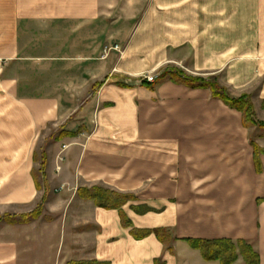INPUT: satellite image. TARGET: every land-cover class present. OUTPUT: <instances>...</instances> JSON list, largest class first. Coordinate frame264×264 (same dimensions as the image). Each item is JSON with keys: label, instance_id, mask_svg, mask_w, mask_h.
<instances>
[{"label": "crops", "instance_id": "obj_1", "mask_svg": "<svg viewBox=\"0 0 264 264\" xmlns=\"http://www.w3.org/2000/svg\"><path fill=\"white\" fill-rule=\"evenodd\" d=\"M168 67L264 121V0H0V219L47 197L0 222V264H221L187 242L221 239L264 264V130L208 89L142 84ZM95 187L136 197L130 227ZM155 229L174 242L133 234Z\"/></svg>", "mask_w": 264, "mask_h": 264}, {"label": "trees", "instance_id": "obj_2", "mask_svg": "<svg viewBox=\"0 0 264 264\" xmlns=\"http://www.w3.org/2000/svg\"><path fill=\"white\" fill-rule=\"evenodd\" d=\"M170 81L175 84L187 86L191 89H208L211 91L213 98L222 101L229 108L240 112L244 119V126L246 128H261L264 129V121L258 120L252 99L249 95L244 94L240 97H232L229 92L220 85L217 79H204L202 77H194L187 75L184 71L168 67L155 79L154 82L143 81L142 84L149 89H155L159 84ZM122 87L128 85L120 83ZM77 134L67 133L65 136H76ZM256 159L260 156L262 151L254 144ZM35 160L38 161L37 156ZM46 158L43 156L42 168L45 166ZM258 165V161L256 162ZM35 176V172H34ZM79 195L93 200L98 207L107 210H119L122 216V223L125 227H130L131 223L124 215L122 209L129 202L135 201L136 197L133 195L120 194L109 189L95 187L93 189H80ZM45 199L42 205L33 213L22 216H5L0 219V222L8 224H27L32 220L39 219L43 214ZM136 239H144L151 235H155L164 245H170L174 242L169 231L165 229H155L146 231H133ZM190 247L194 250L200 251L203 258L207 262H220L221 264H235L240 256L244 259L246 264H260V255L252 248L251 245L244 241L234 243L229 239L221 240H188ZM73 264H100L92 263H73ZM157 264H162L157 262Z\"/></svg>", "mask_w": 264, "mask_h": 264}, {"label": "rangeland", "instance_id": "obj_3", "mask_svg": "<svg viewBox=\"0 0 264 264\" xmlns=\"http://www.w3.org/2000/svg\"><path fill=\"white\" fill-rule=\"evenodd\" d=\"M122 14V13H121ZM120 13H115L114 15H113V17H111V18H109L110 19V24H112L111 23V21H113V20H116L117 18H120L122 15H121ZM106 30V29H105ZM115 30V28H112V27H110V29H109V34L111 35L112 34V32ZM94 36H96V35H94ZM131 39V38H130ZM122 46H124V45H122ZM122 46H120L121 47V50H122V52H124V49H123V47ZM203 78V77H202ZM204 79H217V81H218V77H216V76H213V77H209V78H204ZM244 95V94H243ZM248 95V94H247ZM250 96V95H249ZM251 97V96H250ZM252 99V98H251ZM259 120V119H258ZM261 121V120H260ZM259 129H261V128H259ZM261 130H264V129H261ZM47 201V197L45 196V202Z\"/></svg>", "mask_w": 264, "mask_h": 264}, {"label": "built area", "instance_id": "obj_4", "mask_svg": "<svg viewBox=\"0 0 264 264\" xmlns=\"http://www.w3.org/2000/svg\"><path fill=\"white\" fill-rule=\"evenodd\" d=\"M115 50H117V51H119L120 53H122V50H121V48H120V47H118V46H116V47H115ZM107 56H108V54L106 53V54H105V57L107 58Z\"/></svg>", "mask_w": 264, "mask_h": 264}]
</instances>
